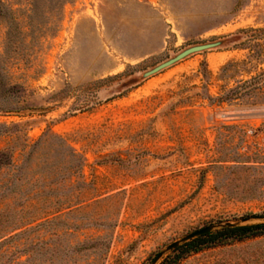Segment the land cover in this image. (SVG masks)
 Returning a JSON list of instances; mask_svg holds the SVG:
<instances>
[{"label":"rangeland","instance_id":"1","mask_svg":"<svg viewBox=\"0 0 264 264\" xmlns=\"http://www.w3.org/2000/svg\"><path fill=\"white\" fill-rule=\"evenodd\" d=\"M228 224H264V0H0V264H264L165 251Z\"/></svg>","mask_w":264,"mask_h":264},{"label":"water","instance_id":"2","mask_svg":"<svg viewBox=\"0 0 264 264\" xmlns=\"http://www.w3.org/2000/svg\"><path fill=\"white\" fill-rule=\"evenodd\" d=\"M218 46H220V42H218V41H216V42H210V43H204V44H197V45L190 46V47L182 50L181 52H179L175 56L167 59L166 61H163L162 63L154 66L150 70L144 72L143 75H142V77L143 78L150 77V76H152V75L160 72L161 70H163L165 68H168V67L174 65L175 63H177V62L185 59L188 56H191V55L196 54V53H201V52H204V51H208V50L214 49V48H216ZM226 226H228V227H234V226H237V225L228 224ZM213 229H214V227L209 226V227H205V228H202L200 230H197V231H195V232L187 235L186 237H184L183 239H181L179 242H175V243L171 244L170 246H168L166 248L165 251L175 250V249L178 248V246L182 242H187V241H190V240H192L194 238L207 235V234L211 233ZM163 253L164 252H160L156 256L155 261H157L163 255Z\"/></svg>","mask_w":264,"mask_h":264},{"label":"trees","instance_id":"3","mask_svg":"<svg viewBox=\"0 0 264 264\" xmlns=\"http://www.w3.org/2000/svg\"><path fill=\"white\" fill-rule=\"evenodd\" d=\"M264 235V224H256L251 226H234L228 227L224 226L219 232L218 235H213L209 233L207 235L197 237L193 239L195 243H201L205 238H208L212 244L216 243V239L221 237L220 239H226L227 237L234 238H246V237H254ZM197 248V247H196ZM196 251L197 249H191Z\"/></svg>","mask_w":264,"mask_h":264},{"label":"crops","instance_id":"4","mask_svg":"<svg viewBox=\"0 0 264 264\" xmlns=\"http://www.w3.org/2000/svg\"><path fill=\"white\" fill-rule=\"evenodd\" d=\"M187 58V57H186ZM184 60V59H183Z\"/></svg>","mask_w":264,"mask_h":264}]
</instances>
